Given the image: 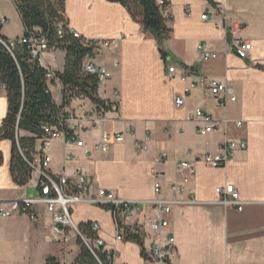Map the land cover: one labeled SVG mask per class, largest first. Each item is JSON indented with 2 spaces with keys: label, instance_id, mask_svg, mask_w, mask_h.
Wrapping results in <instances>:
<instances>
[{
  "label": "crops",
  "instance_id": "crops-1",
  "mask_svg": "<svg viewBox=\"0 0 264 264\" xmlns=\"http://www.w3.org/2000/svg\"><path fill=\"white\" fill-rule=\"evenodd\" d=\"M165 1L166 24L171 28L169 37L162 42L165 58L154 36L121 4L108 0L64 1V16L70 28L86 39L112 41L108 47L99 45L95 54L85 60L104 66L111 73L108 81L98 86L97 94L115 103L116 109L110 110L106 121L94 125L83 121L87 128L80 131V137L91 145L104 131L122 132L123 141L105 153L94 151L89 158L74 150L77 160L65 163L63 141L54 139L59 141L61 156L59 168H53V158L50 167L71 175L78 166L91 182L92 193L106 189L124 200L152 199L157 178L162 196L171 199L169 186L180 179L178 161L214 153L227 139L243 140L246 148L236 149L224 167L196 162V175L185 185V195L192 192L195 200L174 203L168 215L175 238L172 260L174 264H264V0ZM219 2L226 5V22L215 13ZM205 12L209 17L201 19ZM2 19L1 37H22L24 27L13 0H0ZM237 25L239 29L235 28ZM240 40L251 43L248 58L235 53ZM201 43L217 56L199 59L197 46ZM40 64L54 73L62 72L65 51L51 48L43 52ZM171 64L186 70V81L168 77L166 68ZM196 75L226 81L234 90L235 100L220 105L205 87L197 86L185 95L183 106L177 107L175 96L183 94V88ZM49 90L61 107L62 85L58 78L51 81ZM115 90L117 96L113 95ZM195 108L217 119V128L200 133L205 122L189 118ZM7 109L6 90L0 88V127ZM61 109L80 118L95 105L88 98L76 97ZM235 121L242 123L236 125ZM74 124L72 121L69 126ZM130 126L133 134L128 132ZM135 141L145 143L148 150H139ZM38 145L39 142L36 148ZM163 152L166 157H161ZM10 161L11 142L0 138V198L37 196L34 177L24 185L14 182ZM226 183L238 189L243 200L241 210L218 201L214 189ZM149 212L150 206L145 204L142 211L119 218L131 231L139 230L146 255L153 238L144 223ZM72 214L78 225L88 221L100 224L98 236L104 241V249L115 253L113 264H152L147 256H142L136 242L115 241L116 221L109 209L81 202L73 205ZM49 224L50 215L43 207H39V218L34 222L24 215L0 217L3 235L28 234L35 239L37 264H44L49 254L56 256L60 264H74L78 252L76 237L64 243L49 242Z\"/></svg>",
  "mask_w": 264,
  "mask_h": 264
},
{
  "label": "built area",
  "instance_id": "built-area-1",
  "mask_svg": "<svg viewBox=\"0 0 264 264\" xmlns=\"http://www.w3.org/2000/svg\"><path fill=\"white\" fill-rule=\"evenodd\" d=\"M16 5V0H13ZM161 7L162 14H168V6L165 0H157ZM226 5L224 2H219L215 6L217 13L223 22L227 21ZM208 12L201 14V19H207ZM4 20H0L2 23ZM69 32L81 40L85 45H93L94 51L101 45L108 47L112 42L110 39L101 41L83 38L82 35L68 26ZM239 29L240 26H235ZM64 32V23L60 22L57 25V34L61 37ZM0 42L5 48L12 52L16 43L27 45L31 60H38L43 52L51 49L46 38L40 34L38 28H33L28 31V34H23L19 39L2 40ZM251 49V43L248 40H240L235 45V53L241 58H248ZM198 57L201 60H207L217 56L216 53L207 50L205 44L201 43L197 46ZM116 65V63H114ZM167 75L170 78H179L181 81H186L189 77L184 69H177L174 64L168 65ZM83 71L87 74L95 75L98 86L104 84L111 76V73L104 66H97L90 61L84 60ZM57 78L55 73L47 69L46 80L48 88L53 79ZM203 86L215 98L218 104L225 105L228 101L235 100L234 90L226 81H219L206 76L196 75L183 88V94L177 95L174 98V104L181 107L184 104V97L190 92L193 87ZM0 88L5 89V85L0 81ZM114 96L118 95V91L113 92ZM104 104L85 113L83 117L77 118L72 113H67L64 110L59 112L56 123H45L41 126L42 137L39 140V145L31 153L29 157L21 154L30 169L31 177L35 179V186L39 190V194L35 197H19L13 199L0 198V217L8 218L13 215H24L30 221H37L39 218V207H43L46 213L50 215V224L47 227V239L52 243L67 242L72 236H80L86 245L92 250L91 246L86 241L84 235L78 229V224L73 219L72 208L76 203L86 202L108 207L112 212L116 221L115 241H123L124 229L118 226L120 215H129L134 212L143 210L145 204L150 206V212L145 217L144 223L153 233V238L149 249L147 250V258L152 264H174L172 254L175 251V238L170 232V221L168 215L171 212L174 203H189L193 202L194 196L190 192L185 195V185L196 175V162L201 161L204 164L219 168L224 167L232 160L233 153L236 149H245L246 142L225 140L217 149L216 152H206L198 155L195 160H180L177 163V169L180 176L178 182L170 184L169 189L173 198L168 199L162 196V185L155 178L153 182V197L149 200H124L115 197L109 190L98 189L92 193L91 182L87 175L80 167H74L71 175H66L64 171L55 172L51 169V156L49 154L52 141L61 138L63 141V161L65 163L77 160L74 150H80L82 154L89 158L94 151L102 153L107 152L110 147L116 143L123 141L122 132L104 131L99 139L93 144H88L80 137V131L87 126L83 125V121H88L90 125H94L98 121H106L110 119L107 114L110 110L116 109V104L108 99H104ZM190 119H200L205 122L204 127L199 129L200 133L212 131L217 128L218 120L212 115L205 112L201 108H195L189 116ZM74 122L73 126H69L70 122ZM241 121H235L236 125H241ZM17 130V129H16ZM128 132L134 133V128L129 127ZM136 147L141 151H147L148 146L140 141H135ZM161 157H166V152L161 154ZM218 195V201L225 207H235L237 210L242 209L243 200L241 199L238 189L232 183H226L223 186H216L214 189ZM112 207V208H110ZM101 226L98 222H92L91 229L96 236L93 240L95 247H101L106 254V259L113 264L114 252L104 249V241L98 236ZM132 232L138 233L135 229ZM0 264L2 262L0 261ZM100 264H102L100 262Z\"/></svg>",
  "mask_w": 264,
  "mask_h": 264
},
{
  "label": "trees",
  "instance_id": "trees-1",
  "mask_svg": "<svg viewBox=\"0 0 264 264\" xmlns=\"http://www.w3.org/2000/svg\"><path fill=\"white\" fill-rule=\"evenodd\" d=\"M64 1L16 0V9L24 27V34H28V31L33 28H38L51 48L65 51L64 69L62 72H55V76L62 85L61 107L68 105L76 97L88 98L99 107L105 101L97 94L96 77L83 71L84 60L95 54L94 46L83 44L69 32L64 16ZM108 1L124 6L132 18L139 21L143 28L154 36L165 58L166 52L162 48V42L169 37L171 28L167 26V17L162 14L157 0ZM60 22L64 23V32L61 37L57 34V25ZM0 39L7 40L1 35ZM46 73L47 69L38 60L30 59L26 44L16 43L12 52H9L0 42V81L5 85L8 103L7 114L0 127V138L11 142L10 172L14 182L19 185L26 184L31 178L30 169L22 154L25 157L31 155L42 137L41 126L45 123H56L59 112L62 111L52 98ZM20 132H25L26 135H21ZM91 224L90 221L81 223L78 229L92 250L80 236H77L76 243L79 248L73 263L112 264L106 259L102 248L93 245L96 234L92 231ZM118 226L124 229L126 240L141 246V254L146 258L141 236L132 232L120 221ZM44 264H60V262L56 256L49 254L45 257Z\"/></svg>",
  "mask_w": 264,
  "mask_h": 264
},
{
  "label": "rangeland",
  "instance_id": "rangeland-1",
  "mask_svg": "<svg viewBox=\"0 0 264 264\" xmlns=\"http://www.w3.org/2000/svg\"><path fill=\"white\" fill-rule=\"evenodd\" d=\"M20 134L26 135L25 132H20ZM60 150L59 141L53 140L49 154L51 158H53L52 166L55 170L59 168L58 161L61 156ZM37 247L38 244L35 239L28 234L3 235L0 230V261L2 264H37L34 256ZM64 249H62V251ZM70 252L71 251L69 250L68 253L70 254Z\"/></svg>",
  "mask_w": 264,
  "mask_h": 264
}]
</instances>
